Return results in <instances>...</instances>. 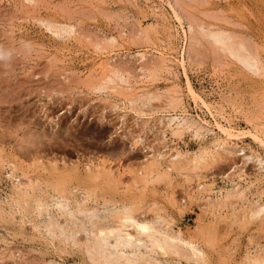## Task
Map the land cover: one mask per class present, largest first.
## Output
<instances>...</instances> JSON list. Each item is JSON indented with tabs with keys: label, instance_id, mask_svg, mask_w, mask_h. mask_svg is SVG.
Returning <instances> with one entry per match:
<instances>
[{
	"label": "rangeland",
	"instance_id": "374dc122",
	"mask_svg": "<svg viewBox=\"0 0 264 264\" xmlns=\"http://www.w3.org/2000/svg\"><path fill=\"white\" fill-rule=\"evenodd\" d=\"M27 1L0 0V264H106L104 253L138 264H264V0ZM104 75L127 85L101 89ZM141 89L181 99L167 112L190 128L172 135L136 116L129 98ZM216 122L239 133L227 139ZM124 207L155 229L129 244L120 237L122 248L106 229Z\"/></svg>",
	"mask_w": 264,
	"mask_h": 264
},
{
	"label": "bare ground",
	"instance_id": "6f19581e",
	"mask_svg": "<svg viewBox=\"0 0 264 264\" xmlns=\"http://www.w3.org/2000/svg\"><path fill=\"white\" fill-rule=\"evenodd\" d=\"M25 1V0H24ZM28 1H31L32 2V0H28ZM27 1V2H28ZM166 1V0H165ZM171 1V0H170ZM26 3V2H25ZM29 3V2H28ZM34 3V2H33ZM168 3V2H167ZM32 4V3H31ZM178 6V5H177ZM176 6V7H177ZM171 7H172V9L170 8V10L171 11H174V15L176 16L175 18H177L178 19V21H179V23L180 24H182V18L179 16V13H177V11L176 10H178V9H176L175 7H173V5H171ZM155 8V7H154ZM181 9H183V8H180V10ZM179 11V10H178ZM182 14V13H181ZM183 15V14H182ZM183 16H185V15H183ZM182 16V17H183ZM185 17H187V16H185ZM41 18V17H40ZM177 19H175V20H177ZM184 19V18H183ZM187 19H189L188 17H187ZM193 20V19H192ZM47 21V20H46ZM187 21V20H186ZM161 22V21H160ZM53 23V22H52ZM184 23H186V22H184ZM187 23H189V22H187ZM192 23V22H191ZM193 23H195L194 22V20H193ZM49 24H51V23H49ZM54 24V23H53ZM189 25H190V23H189ZM188 25V26H189ZM193 25V24H192ZM58 25H56V27H57ZM61 26H63V25H61ZM164 26V25H163ZM182 26V25H181ZM186 26V25H185ZM54 27V26H53ZM55 27V28H56ZM191 28H192V26H190ZM200 27V26H199ZM59 28V27H58ZM188 28L189 27H187V30H188ZM204 28V27H203ZM168 29V28H167ZM181 29H183V28H181ZM190 29V28H189ZM202 29V28H201ZM58 30V29H57ZM59 30H62V29H60L59 28ZM66 30V29H65ZM177 30V29H176ZM184 30V29H183ZM197 30V29H196ZM200 30V29H199ZM205 30V29H204ZM211 30V29H210ZM219 30V29H218ZM164 31V30H163ZM63 32V31H62ZM68 32V31H67ZM168 32H169V30H168ZM193 32V31H192ZM222 32V31H221ZM207 33V32H206ZM69 34H71V33H69ZM68 34V35H69ZM169 35H170V32L168 33ZM189 34V33H188ZM194 34V33H193ZM198 34V33H197ZM200 34H202V33H200ZM209 34V33H208ZM223 34V33H222ZM222 34L220 33H212V37L214 38V41L216 42V43H218V46H219V44H221V46H224L223 48H227V50L229 51V52H231V54H233L234 52H233V50H235V49H233V47H231L229 44H228V42H227V36H226V39H225V37L224 36H222ZM228 34V33H227ZM226 34V35H227ZM61 35V34H60ZM189 35H191V34H189ZM204 35V34H203ZM171 36V35H170ZM181 36V35H180ZM186 36V35H185ZM208 36V35H207ZM194 37V36H193ZM193 37H192V39H193ZM185 39V38H184ZM211 39V38H210ZM231 39V38H230ZM194 40H195V38H194ZM197 40V39H196ZM168 41V40H167ZM198 41V40H197ZM213 41V42H214ZM214 42V43H215ZM232 42L234 43V40L232 39ZM196 43V42H195ZM212 43V42H211ZM210 43V44H211ZM215 43V44H216ZM236 43V42H235ZM189 44V43H188ZM244 44V43H243ZM191 45V44H190ZM233 45V44H232ZM188 46V45H187ZM193 46V45H192ZM195 46V45H194ZM220 46V47H221ZM245 46V45H244ZM190 47V46H189ZM242 47V46H241ZM245 48V47H244ZM219 49H221V48H219ZM240 50H241V48H240ZM222 51V50H221ZM245 51V50H244ZM189 52H191V51H189ZM225 52V51H224ZM239 52V51H238ZM248 52V51H247ZM251 52V51H250ZM137 53H139V52H137ZM230 54V53H229ZM228 54V55H229ZM250 54V53H249ZM234 55H236V57H237V59L239 60V61H241V63H243L244 64V66H246L247 68H249V69H256L257 67H256V65H255V61L253 62L252 61V59H250V58H248L247 56H245V55H243V54H234ZM116 56H118V55H116ZM127 56V55H126ZM129 56V55H128ZM127 56V57H128ZM141 56H142V54H141ZM257 56V55H256ZM258 57V56H257ZM113 58V57H112ZM134 58V57H133ZM146 58V57H145ZM172 58V57H171ZM184 58V57H183ZM182 58V59H183ZM144 59V58H143ZM188 59H189V57H188ZM145 60V59H144ZM169 60V59H168ZM106 61V60H105ZM136 61V60H135ZM137 61H139V60H137ZM141 61V60H140ZM139 61V62H140ZM165 61V60H164ZM167 61V60H166ZM170 61V60H169ZM181 62H182V60H180ZM163 62V61H162ZM161 63V62H160ZM174 63V62H173ZM185 63V62H184ZM183 63V64H184ZM240 63V62H239ZM260 63V62H259ZM258 63V64H259ZM105 64H107V63H105ZM164 64V63H163ZM176 64V63H175ZM181 64V63H180ZM262 64V63H261ZM99 65V64H98ZM119 65V64H118ZM105 66H107V65H105ZM243 66V65H242ZM108 67V66H107ZM181 67H184L183 65L181 66ZM263 67V66H262ZM101 68H102V70H103V66H101ZM106 68V67H105ZM111 68H112V65H111ZM167 68V67H166ZM186 68V67H185ZM246 68V69H247ZM107 69V68H106ZM158 69V68H157ZM170 69V68H169ZM113 70V69H112ZM118 70V69H117ZM121 70V69H120ZM162 70H163V68H162ZM258 70V69H257ZM119 71V70H118ZM185 71V70H184ZM250 71V70H249ZM256 71V70H255ZM93 72V71H92ZM111 72V71H110ZM114 72V71H113ZM155 72V71H154ZM154 72H153V75H154ZM158 72V71H157ZM117 73V72H116ZM120 73H121V71H120ZM92 74V73H91ZM119 74V73H118ZM185 74H186V71H185ZM101 75V74H100ZM121 75V74H120ZM124 75V74H123ZM92 76V75H91ZM98 77V76H97ZM104 77H105V75H104ZM94 80V79H93ZM124 80H125V78H124ZM117 81H120V82H123V84H125L126 82H124L123 81V78L122 77H120L119 75H109V76H106L105 78H104V80H103V83L100 85V88L101 89H108V90H118L119 89V85H116V84H120V83H115V82H117ZM126 81V80H125ZM128 81V80H127ZM146 83V82H145ZM96 84H98V83H96ZM122 84V83H121ZM125 85H127V84H125ZM133 86V85H132ZM128 87V86H127ZM130 87V86H129ZM137 87H139V86H137ZM136 87V88H137ZM141 87V86H140ZM121 88V87H120ZM125 89H126V87H125ZM143 89V88H142ZM142 89H141V91H142ZM130 90V89H129ZM133 90V89H132ZM143 90H145V89H143ZM187 90L189 91V93L194 97V99H199L200 98V96L194 91V89L192 88V86H191V84L188 82V88H187ZM123 92H125V90H122ZM105 92V91H104ZM114 92V91H113ZM118 92V91H117ZM116 92V93H117ZM121 92V91H120ZM138 92V91H137ZM177 92V91H176ZM142 93H143V91H142ZM123 94V93H122ZM126 94V93H125ZM128 94H129V92H128ZM131 94V93H130ZM129 94V95H130ZM162 93H160V94H157V93H154V92H150L149 90H148V92H145V93H143V94H133L130 98H129V103H130V105H131V107L134 109V111L138 114V115H136V116H145V120L147 121V122H150V123H153L152 125H154V127L157 129V130H159V131H161L162 129H164V128H166V127H168V128H170L171 129V131H172V135L174 134V135H176V134H179V132L181 131V130H183V129H186V128H190V125L188 124V122H187V118L185 119V117L183 116V115H176V114H171V113H169V112H167V111H169V109H172V110H174L175 111V108H177V105L181 102L180 100L181 99H179V98H174V97H169V96H164L163 94L161 95ZM104 95H106V94H104ZM124 95V94H123ZM181 96V95H180ZM125 97H127V96H125ZM128 99V98H127ZM201 99V98H200ZM128 102V101H127ZM129 106V105H128ZM179 107V106H178ZM154 113V114H153ZM135 114V113H134ZM189 114V113H188ZM188 116V115H187ZM193 117V116H192ZM137 118V117H136ZM143 118V117H142ZM141 118V119H142ZM137 119H140L139 117L137 118ZM195 119V118H194ZM193 120V119H192ZM191 121V120H190ZM195 121H196V119H195ZM146 122V123H147ZM191 122H193V121H191ZM217 123V122H216ZM222 124V123H221ZM221 124H219V123H217L216 125H217V128H218V130L227 138V139H232V138H234V136L235 135H237L236 133H234V131H233V129L232 128H229V126L228 127H225V126H223V125H221ZM226 124H228V123H226ZM147 126V125H146ZM193 126V125H192ZM145 127V126H144ZM151 129H152V127H150ZM149 129V128H148ZM158 132V131H157ZM163 132V131H162ZM237 132V131H236ZM170 133V132H169ZM163 134H165L164 132H163ZM163 134H161V135H163ZM200 134V133H199ZM163 136H166V135H163ZM168 137V136H167ZM255 137V136H254ZM144 138V137H143ZM143 138H139L138 139V141H140V142H143ZM163 139V138H162ZM257 139V138H256ZM259 139V138H258ZM166 140H167V138H166ZM223 140V139H222ZM136 141V140H135ZM165 141V140H164ZM220 141V140H219ZM167 143V142H166ZM261 143L263 144L264 142L263 141H261ZM20 144V143H19ZM22 146V145H21ZM215 146V145H214ZM217 146V145H216ZM154 147V146H153ZM221 147V146H220ZM33 150V149H32ZM212 150V149H211ZM235 150V149H234ZM181 151V150H180ZM208 151V150H207ZM231 152V151H230ZM234 152V151H233ZM150 154H152V153H150ZM176 154V153H175ZM174 154V155H175ZM202 154V153H201ZM22 155V154H21ZM149 155V154H148ZM153 155V154H152ZM211 155H213V154H211ZM250 155V154H249ZM257 155V154H256ZM261 155V154H260ZM163 157V155L162 154H159L158 155V157H157V160H158V158L159 159H161ZM180 157V154H176L175 156H174V158L173 159H178ZM261 157V156H260ZM251 158H253V156H251V157H249V156H247L246 158H245V160H246V162L247 161H249ZM262 158V157H261ZM156 159V158H155ZM169 159V158H168ZM258 159V158H257ZM40 160V159H39ZM144 160H147V156H144ZM150 160V159H149ZM171 160V159H170ZM254 161V160H253ZM258 162V161H257ZM259 163H260V165H264V160H263V158L262 159H260L259 160ZM89 164V163H88ZM97 164V163H96ZM150 164V163H149ZM44 165V164H43ZM44 168V167H43ZM67 168V167H66ZM151 168V167H150ZM259 168V167H258ZM111 169V168H110ZM241 169V168H240ZM10 170V169H9ZM60 170H61V168H60ZM68 170V169H67ZM170 170V169H169ZM115 171V170H114ZM150 171V170H149ZM148 171V169H147V171L146 172H149ZM32 172V171H31ZM48 172V171H47ZM75 172V171H74ZM73 172V173H74ZM95 172V171H94ZM113 172V171H112ZM112 172L110 173V176H111V178H112ZM117 172V171H116ZM8 173V172H7ZM6 173V174H7ZM113 174H114V172H113ZM38 175V174H37ZM57 175V174H56ZM64 175V174H63ZM116 175V174H115ZM72 176V175H71ZM148 176H150V174L149 173H147V174H145V176H144V178H143V180H144V182H147V177ZM225 176H226V174H225ZM32 177V176H31ZM98 177V176H97ZM152 177V176H151ZM133 178V177H132ZM155 178V177H154ZM30 179V178H29ZM35 179V178H34ZM97 179H99V178H97ZM97 179H96V181H97ZM101 179V178H100ZM122 179V178H121ZM138 179V178H137ZM228 179V178H227ZM246 179V178H245ZM139 181H142V180H139ZM104 182V181H103ZM26 183V182H25ZM107 183V182H106ZM21 184V183H20ZM232 184H234V183H232ZM237 184V183H236ZM43 185H44V183H43ZM103 185V184H102ZM129 185V184H128ZM146 185V184H145ZM199 185V184H198ZM201 185V184H200ZM235 185V184H234ZM36 186V185H35ZM39 186V185H38ZM111 186V185H110ZM115 186V185H114ZM51 187V186H50ZM116 187H117V185H116ZM210 187V186H209ZM236 187V186H235ZM234 187V188H235ZM123 188V187H122ZM138 188V187H137ZM207 188V187H206ZM250 188V187H249ZM16 189V188H15ZM77 189V188H76ZM142 189V188H141ZM209 189V188H208ZM244 189V188H243ZM11 190H13V189H11ZM24 190V189H23ZM114 190V189H113ZM125 190V189H124ZM202 190V189H201ZM203 190H205V189H203ZM213 190V189H212ZM240 191H241V189H239ZM121 191H123V190H121ZM143 191V190H142ZM208 191V190H207ZM240 191H238V192H240ZM128 192V191H127ZM204 192V191H203ZM211 192H213V191H211ZM50 193V192H49ZM202 193V192H201ZM219 193H221V192H219ZM207 194V193H206ZM214 194H215V192H214ZM223 194V193H222ZM224 194H226V193H224ZM60 195H62V194H60ZM66 195V194H65ZM65 195H64V197H65ZM124 195H126V194H124ZM135 195V194H134ZM141 195V194H140ZM216 195V194H215ZM26 196V195H25ZM76 196V195H75ZM112 196V195H111ZM220 196H221V194H220ZM219 196V197H220ZM225 196H227V195H225ZM245 196V195H244ZM243 196V198H245ZM53 197V196H52ZM58 197V196H57ZM222 197V196H221ZM233 197H234V195H233ZM236 197V196H235ZM238 197H239V195H238ZM242 197V196H241ZM21 198H24L23 196L21 197ZM27 198H29V197H27ZM31 198V197H30ZM55 198V197H54ZM54 198H53V200H54ZM138 198V197H137ZM225 198V197H224ZM57 199V198H56ZM220 199V198H219ZM211 200H212V198H211ZM241 200H243V199H241ZM30 201V200H29ZM61 201V200H60ZM130 201V200H129ZM212 201H214V200H212ZM1 202V201H0ZM11 202V201H10ZM52 202V201H51ZM53 202H56L55 200L53 201ZM133 202V201H132ZM216 202V201H215ZM224 202H225V200H224ZM18 203V202H17ZM44 203H46V202H44ZM67 203V202H66ZM100 203V202H99ZM213 204H214V202H212ZM51 204V203H50ZM59 204V203H58ZM111 204V203H110ZM212 204V205H213ZM252 204V203H251ZM53 205V204H52ZM104 205V204H103ZM112 205H113V202H112ZM127 205V204H126ZM125 205V206H126ZM253 205V204H252ZM255 205H256V203H255ZM260 205V204H259ZM262 205V204H261ZM18 206V205H17ZM55 206V205H54ZM56 206H58V205H56ZM101 206V205H100ZM99 206V207H100ZM106 206H107V204H106ZM111 206V205H110ZM263 206V205H262ZM52 207V206H51ZM50 207V208H51ZM108 207V206H107ZM116 207V206H115ZM114 207V208H115ZM118 207V206H117ZM252 207V206H251ZM95 208V207H94ZM93 208V209H94ZM108 208H110V207H108ZM121 208H122V206H121ZM120 208V209H121ZM131 208H132V206H131ZM257 208V209H256ZM256 208H252L251 210H255L256 209V211L257 212H262L261 214H263L264 212L262 211L263 209H264V207L263 208H261V209H259L258 210V207L256 206ZM25 209H26V207H25ZM49 209V208H48ZM55 209H56V207H55ZM92 209V211L91 212H95L94 210ZM97 209H99L98 207H97ZM112 209H113V207H112ZM116 209V208H115ZM248 209V208H247ZM15 210V209H14ZM18 210V209H17ZM106 210V209H105ZM111 210V209H110ZM250 210V211H251ZM46 211H48V210H46ZM64 211V210H63ZM69 211V210H68ZM76 211V210H75ZM98 211V210H97ZM101 211H103V209L101 210ZM112 211V210H111ZM117 211V210H116ZM122 212L120 213V216H117L118 218H119V220H117V221H119V225H117L116 226V228H113V229H110V230H108L109 232H107V229H106V236L108 235L109 236V233H113V236H114V232H117V234L119 235L118 237H116V236H114L115 237V239H116V242H115V245H117L118 247H122L123 248V242H121L120 241V237H126V238H128V241L126 242V244H129L130 242H132V240H130V239H133V238H135V237H137V236H141V235H150V231H152V230H154L153 229V227L151 226V223L150 222H148V221H146V220H143V219H140V218H138V217H136L135 216V214L134 213H132L133 212V210L131 211L129 208H126V207H124V209H122L121 210ZM252 211V212H253ZM55 212H56V210H55ZM105 212H107V211H105ZM104 212V213H105ZM19 213V212H18ZM21 213V212H20ZM23 213V212H22ZM26 213H27V211H26ZM70 213V212H69ZM72 213V212H71ZM103 212H102V214H104ZM115 213V212H114ZM246 213V212H245ZM77 214V213H76ZM85 214V213H84ZM93 214V213H92ZM99 214V213H98ZM109 214V213H108ZM107 214V216L109 217V215ZM111 214V213H110ZM138 214V213H137ZM257 214V213H256ZM64 215V214H63ZM78 215H80V212H79V214ZM87 215V214H86ZM91 214H90V212H89V214L86 216V217H88V216H90ZM100 215V214H99ZM105 215V214H104ZM103 215V216H104ZM114 215V214H113ZM112 215V216H113ZM139 215V214H138ZM144 215V214H143ZM250 215V214H249ZM253 215V213L251 214V216ZM43 216V215H42ZM66 216H69V214H67ZM82 216V215H81ZM98 216V215H97ZM102 216V218H104ZM112 216L110 215V218L111 219H113L112 218ZM250 216V217H251ZM258 216V215H257ZM257 216H253V217H257ZM78 217V216H77ZM80 217V216H79ZM115 217V216H114ZM140 217V216H139ZM142 217H144V216H142ZM163 217V216H162ZM259 217V216H258ZM89 218V217H88ZM95 218V217H94ZM59 219H60V217H59ZM160 219V218H159ZM253 219H256V218H253ZM25 220V219H24ZM70 220V219H69ZM89 220V219H88ZM100 220V219H99ZM98 220V221H99ZM108 220V219H107ZM104 221H105V219H104ZM113 220H111V222H112ZM59 222V221H58ZM110 222V221H109ZM159 222V221H158ZM51 223V222H50ZM49 223V224H50ZM67 223V222H66ZM101 223V222H100ZM154 223V222H153ZM43 224V223H42ZM45 224V223H44ZM53 224H55V222L53 223L52 222V225ZM65 224V223H64ZM107 224V223H106ZM113 224V223H112ZM115 224H118V223H115ZM114 224V225H115ZM156 224H158V223H156ZM47 225V224H46ZM45 225V226H46ZM51 225V226H52ZM62 224L60 223V226H61ZM85 225H86V223H85ZM88 225V224H87ZM45 226H43V227H45ZM65 226V225H64ZM72 226V225H71ZM112 226V225H111ZM160 226V225H159ZM56 227V226H55ZM59 227V226H58ZM67 227V226H66ZM101 227V226H100ZM157 227H158V225H157ZM171 227V226H170ZM34 228V227H33ZM39 228V227H38ZM49 228H50V226H49ZM52 228H54V227H52ZM60 228V227H59ZM61 228H62V226H61ZM70 228V227H69ZM68 228V229H69ZM72 228V227H71ZM85 228V227H84ZM83 228V229H84ZM96 229H97V227H95ZM103 228V227H102ZM110 228V227H109ZM108 228V229H109ZM35 229V228H34ZM48 229V228H47ZM46 229V230H47ZM72 229H74V228H72ZM72 229H70V230H72ZM89 229V228H88ZM99 229V228H98ZM54 230V229H53ZM78 230V229H77ZM95 230V229H94ZM101 230V229H100ZM104 229H102V231H103ZM51 231V230H50ZM90 231V230H89ZM93 231V230H92ZM91 231V232H92ZM96 231V230H95ZM173 231V230H172ZM41 232V231H40ZM49 232V231H48ZM54 233H55V231H53ZM65 232H66V230H65ZM72 232V231H71ZM74 232H75V229H74ZM78 232H80V231H78ZM94 232V231H93ZM98 232V231H97ZM161 232V231H160ZM160 232H158L159 234H160ZM163 232L165 233V231L163 230ZM94 233H96V232H94ZM101 233V232H100ZM103 233V232H102ZM153 232H151V234H152ZM48 234V233H47ZM50 234H52V233H50ZM59 234H60V232H59ZM58 234V235H59ZM74 234V233H73ZM80 234V233H79ZM93 234V233H92ZM91 234V237L93 236ZM97 234H99V233H97ZM162 234V233H161ZM75 235V234H74ZM73 235V236H74ZM87 235L88 234H86V237H87ZM95 235V234H94ZM54 236V235H53ZM61 236H66V235H61ZM71 236V235H70ZM102 236V235H101ZM111 236V235H110ZM109 236V237H110ZM112 236V237H113ZM170 236V235H169ZM111 237V238H112ZM63 238H66V237H63ZM62 238V239H63ZM68 238H72L73 239V237H68ZM93 238V237H92ZM121 238V239H122ZM153 238V237H152ZM180 238H181V236H180ZM190 238V237H189ZM188 238V239H189ZM81 239V238H80ZM101 240H102V238H100ZM100 239L98 238V241H100ZM114 239V240H115ZM160 239H162V238H160ZM160 239L159 238H157L156 240H155V243H154V246L156 247V248H158V249H160L161 251H163V252H165V253H167L168 251L166 250V248L162 245V242L160 241ZM173 239V238H172ZM65 240V239H64ZM94 241H95V239H93ZM107 240V239H106ZM112 240V239H111ZM124 240V239H123ZM168 240V239H167ZM175 240V239H174ZM181 240V239H180ZM180 240H178V241H180ZM66 241H67V239H66ZM73 241V240H72ZM98 241H95V242H93V244L95 243V246H94V249L93 248H90V249H93V251L97 254V255H99V253H98V247H97V245H98ZM108 241V240H107ZM106 241V242H107ZM89 241H87V243H88ZM102 242V241H101ZM141 242V241H140ZM146 242V241H145ZM183 242V241H182ZM184 242L186 243V241L184 240ZM188 242V244L187 245H189L190 244V242L189 241H187ZM70 243H71V241H70ZM137 243H139V242H137ZM177 243V242H176ZM181 243V242H180ZM100 244V243H99ZM175 244V243H174ZM194 244V243H193ZM72 245V244H71ZM74 245H76L75 243H74ZM79 245V244H78ZM77 245V246H78ZM101 245V244H100ZM99 245V247H100V250H102V252L103 251H106V250H104V246H103V244H102V249H101V246ZM110 245H113V244H110ZM167 245V244H166ZM180 245V244H179ZM195 245H197V244H195ZM194 245V246H195ZM84 246V245H83ZM88 246V245H87ZM92 246V247H93ZM105 246H106V244H105ZM125 246V245H124ZM129 246V245H128ZM184 246H186V244H184ZM75 247V246H74ZM130 247V246H129ZM147 247V246H146ZM167 247H169V246H167ZM171 247V246H170ZM176 247V246H175ZM175 247H173V248H175ZM187 247V246H186ZM192 247V245L190 246L189 245V248H191ZM85 248V247H84ZM106 248V247H105ZM148 248V247H147ZM180 248V247H179ZM179 248H176V249H179ZM188 248V249H189ZM97 249V250H96ZM112 249V248H111ZM193 249V248H192ZM197 249V248H196ZM195 249V250H196ZM202 249V248H201ZM81 250V249H80ZM83 250V249H82ZM129 250V249H128ZM152 250V249H151ZM182 250V249H181ZM184 250H185V248H184ZM199 250V249H198ZM111 251V250H110ZM125 251H126V249H125ZM183 251V250H182ZM85 252V251H84ZM102 252H100L101 254H102ZM176 252V251H175ZM180 251H178L177 253H179ZM190 252V251H189ZM188 252V254H192V253H189ZM194 254L197 252V250H196V252L195 251H192ZM88 253H90L89 251H87V253L86 254H88ZM126 253V252H125ZM181 253V252H180ZM187 253V252H186ZM201 253V252H200ZM205 253V252H204ZM110 254V253H109ZM139 254V253H138ZM182 254V253H181ZM203 254V253H202ZM201 254V255H202ZM88 255H90V254H88ZM126 255V254H125ZM94 256V255H93ZM100 256V258H102L104 261H108V262H106V264H110V260H112L113 262L114 261H116L117 263H119L120 262V260L121 259H124V261H126V263L127 264H138V262H137V258L135 259L134 257H127V256H124V255H122V254H117V256H114L113 258H109L108 260H107V257H105V253H104V255H99ZM148 256V255H147ZM178 256H180V254L178 255ZM186 256V255H185ZM192 256V255H191ZM197 257H198V255H196ZM204 256H206V255H204ZM85 257V256H84ZM145 257V256H144ZM97 258V257H96ZM156 258V257H155ZM179 258H181V257H179ZM185 258V257H184ZM189 258V257H188ZM203 258V257H202ZM93 259V258H92ZM139 259V258H138ZM145 259V258H144ZM174 259V258H173ZM197 258H195V260H196ZM177 260V259H176ZM194 260V259H193ZM195 260L193 261V262H195ZM252 260V259H251ZM263 260V259H262ZM261 260V261H262ZM89 261H91L90 260V258H89ZM124 261H123V263H124ZM136 261V262H135ZM139 261V260H138ZM197 261H198V259H197ZM200 261V260H199ZM257 261V260H256ZM255 261V262H256ZM91 262H94V260L93 261H91ZM151 262V261H150ZM188 261H186V263H187ZM189 262H190V260H189ZM262 262H264V261H262ZM105 263V262H104ZM112 263V262H111ZM142 263V262H141ZM180 263V262H179ZM202 263V262H201ZM249 263V262H248ZM247 263V264H248ZM261 263V262H260ZM143 264V263H142ZM197 264V263H196ZM202 264H204V261H203V263ZM256 264H257V262H256Z\"/></svg>",
	"mask_w": 264,
	"mask_h": 264
}]
</instances>
